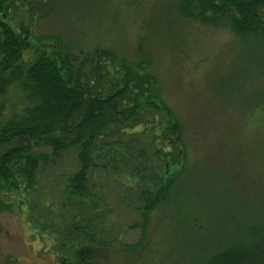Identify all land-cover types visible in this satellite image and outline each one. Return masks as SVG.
Wrapping results in <instances>:
<instances>
[{
	"label": "trees",
	"instance_id": "1",
	"mask_svg": "<svg viewBox=\"0 0 264 264\" xmlns=\"http://www.w3.org/2000/svg\"><path fill=\"white\" fill-rule=\"evenodd\" d=\"M45 4L0 0V102L13 88L25 99V105L9 113L0 104V212L27 208L42 171L75 150L79 168L64 187L68 202L88 205L90 223L79 228L84 234L75 231V241H56L62 247L55 264H80L74 251L99 221V204L90 199L94 171L117 176L128 190L123 203L128 209L139 205L142 238L136 251L153 213L166 204L175 208L178 219L182 264H264V208L252 210L231 197V212L205 226L201 222L205 204L209 216V209L214 212L236 186L223 188L212 180L217 186L212 190L219 193L194 198L196 189L186 186L192 171L186 173L180 150L182 129L161 102L154 77L106 46H74L58 37L52 46L44 38L36 42L37 9L45 11ZM176 13L228 30L241 43L255 41L264 61V0H180ZM126 176L131 185L124 183ZM236 222L243 226L235 227ZM42 233L58 238L48 226ZM68 247L70 257L63 254Z\"/></svg>",
	"mask_w": 264,
	"mask_h": 264
},
{
	"label": "rangeland",
	"instance_id": "2",
	"mask_svg": "<svg viewBox=\"0 0 264 264\" xmlns=\"http://www.w3.org/2000/svg\"><path fill=\"white\" fill-rule=\"evenodd\" d=\"M45 1L46 10L37 9L36 42L44 38L52 46V38L58 37L74 46H106L154 77L161 102L182 129L180 150L186 173L192 171L186 186L196 189L194 198L217 195L219 191L212 190L215 180L223 188L236 186L214 212L209 209V216L205 204L203 220L188 215L210 224L233 210L228 206L231 197L252 210L264 208V61L255 41L241 43L228 30L180 18V0ZM258 93L263 101L255 99ZM1 103L9 113L25 105V99L13 88ZM78 168L72 150L42 171L27 208L0 212V264H9V259L15 264H55L62 247L56 241L67 239L69 244L77 237L75 231L84 234L79 228L90 223L88 205L68 202L64 187ZM113 176L94 171L90 199L101 212L94 231L86 233L91 240L84 235L74 251L80 264H182L175 208L165 204L153 213L136 251L142 238L139 205L128 209L123 203L128 190ZM123 180L131 185L128 176ZM45 226L56 240L42 233ZM63 254L70 257L69 247Z\"/></svg>",
	"mask_w": 264,
	"mask_h": 264
}]
</instances>
